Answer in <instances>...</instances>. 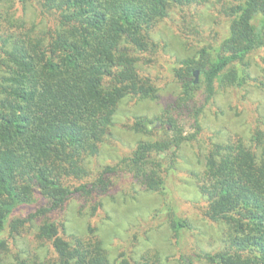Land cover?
Returning a JSON list of instances; mask_svg holds the SVG:
<instances>
[{
	"label": "trees",
	"instance_id": "1",
	"mask_svg": "<svg viewBox=\"0 0 264 264\" xmlns=\"http://www.w3.org/2000/svg\"><path fill=\"white\" fill-rule=\"evenodd\" d=\"M212 1L0 0V264H165L159 250L139 254L134 241L129 250L114 253L91 219L116 185L117 173L131 174L133 185L147 192L169 193L162 155L171 152L174 163L178 149L194 138L184 134L172 112L136 123L147 132L167 123L173 131L168 138L140 141L132 156L104 168L94 182L71 181L90 177L89 160L101 154L126 97L157 98L158 86L144 74L142 61L158 50V27L176 9ZM219 12L226 17L227 36L182 61L181 90L171 104L177 113L193 111L199 129L202 100L210 102L217 85L253 81L264 88L255 76L257 68L264 72V0L229 1ZM191 29L202 32L200 23ZM198 187L207 199V217L222 226L219 246L202 258L209 264H264L263 100L248 129L212 145ZM77 194L85 200L79 212L86 231L74 230L66 216ZM37 196L47 205L11 217ZM162 203L177 238L193 229ZM8 228L13 243L2 237ZM26 229L34 232L35 250L22 234Z\"/></svg>",
	"mask_w": 264,
	"mask_h": 264
},
{
	"label": "rangeland",
	"instance_id": "2",
	"mask_svg": "<svg viewBox=\"0 0 264 264\" xmlns=\"http://www.w3.org/2000/svg\"><path fill=\"white\" fill-rule=\"evenodd\" d=\"M224 1L219 3L213 0L212 4L200 8L176 9L158 27L154 34L160 42L158 50L155 55L147 54L142 61L144 74L150 75L158 86L157 98L126 97L119 106L115 124L102 146L101 154L89 160L90 177L71 181L74 186L92 182L104 168L114 167L123 158L132 156L140 141L165 139L173 134L167 123L149 132L147 129L141 131L136 125L139 117L155 120L157 117L169 116V112H172L170 114L178 118L177 122L184 134L194 135L193 139L185 141L178 149L174 163L171 152L162 155L165 165L161 175L166 179V191L169 193L162 190L147 192L142 185H133L134 179L127 172L123 173V177L118 173L113 176L116 185L104 197V206L91 220L101 228L108 247L114 253L118 249L129 250L134 241L137 245L135 251L139 254L152 247L159 250L165 264H209L202 258L205 256L203 254L215 250L221 242L222 226L206 215L207 199L200 193L198 177L205 168L207 154L215 142L227 139L233 132L248 129L258 104L262 100L264 103V88L257 87L253 81L243 87L217 85L213 99L207 103L204 98L202 100L201 104L205 105L199 117L200 129L193 111L177 113L171 104L181 90L177 74L182 61L197 54L205 44L219 46L227 36L228 23L219 11L227 2L234 0ZM197 23L201 24L202 32L191 29ZM183 26H188L189 33L188 30L184 31ZM262 58L257 56L255 59L263 63ZM255 76L264 80V72L258 68ZM199 77L200 74L198 80ZM95 198L101 199L98 196ZM71 202L66 213L69 224L76 231H86V217L79 212L85 200L77 194ZM162 202H167L180 216L187 218L193 229L183 231L181 237L177 238L167 221L168 213H165ZM44 205H47L45 199L37 196L34 203L18 205L11 217H26ZM52 216L58 220L62 217L57 212ZM22 234L30 240L31 249L35 250L34 232L26 229L22 230ZM10 236L8 228L2 237L9 238L13 243ZM18 239L21 242L22 239ZM17 249V245H13L11 250Z\"/></svg>",
	"mask_w": 264,
	"mask_h": 264
},
{
	"label": "water",
	"instance_id": "3",
	"mask_svg": "<svg viewBox=\"0 0 264 264\" xmlns=\"http://www.w3.org/2000/svg\"><path fill=\"white\" fill-rule=\"evenodd\" d=\"M198 74H199V71H196L195 72V76H196V80L198 81Z\"/></svg>",
	"mask_w": 264,
	"mask_h": 264
}]
</instances>
